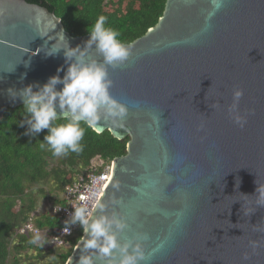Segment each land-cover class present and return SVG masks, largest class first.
<instances>
[{
  "label": "water",
  "instance_id": "obj_1",
  "mask_svg": "<svg viewBox=\"0 0 264 264\" xmlns=\"http://www.w3.org/2000/svg\"><path fill=\"white\" fill-rule=\"evenodd\" d=\"M61 33L70 47L89 39L42 5L0 0V119L23 104L9 88L64 76L63 50L47 55ZM124 44L131 55L108 67L109 91L128 115L122 127L102 119L94 131L128 137L126 153L111 161L93 217H123L121 244L146 233L141 264H264V0H224L219 10L212 0H166L157 22ZM84 58L103 61L94 45ZM237 87L243 128L228 113ZM83 235L64 264H78Z\"/></svg>",
  "mask_w": 264,
  "mask_h": 264
},
{
  "label": "trees",
  "instance_id": "obj_2",
  "mask_svg": "<svg viewBox=\"0 0 264 264\" xmlns=\"http://www.w3.org/2000/svg\"><path fill=\"white\" fill-rule=\"evenodd\" d=\"M26 1L53 12L73 36L89 34L91 23L104 15L108 18L106 26L118 30L120 41L128 43L157 22L166 0ZM24 114L21 104L7 107L0 119V264H64L82 235V227L69 238L68 248L56 246L51 234L62 226V221L51 211V206L64 202L66 185L87 180L89 172H98L104 163L125 154L128 137L117 139L107 129L97 133L82 123L83 152L57 157L39 146L47 129L35 137L24 134L27 125L20 126ZM63 122L64 118L56 121ZM37 196L46 198L44 208L36 207ZM34 209L36 213L32 212ZM24 222L40 229L39 234L45 240L43 247L29 243L32 234L17 231ZM40 256L51 259L40 262Z\"/></svg>",
  "mask_w": 264,
  "mask_h": 264
},
{
  "label": "clouds",
  "instance_id": "obj_3",
  "mask_svg": "<svg viewBox=\"0 0 264 264\" xmlns=\"http://www.w3.org/2000/svg\"><path fill=\"white\" fill-rule=\"evenodd\" d=\"M212 3L214 8L219 10L224 0H212ZM107 22L108 18L100 15L94 23H91L87 29L89 39L83 49L79 45L70 47L62 33L58 40L63 44L59 47L55 43L52 44L47 55H55L63 50L65 63L68 64L63 77L58 74L51 76L42 86L33 83L20 90L8 89L11 99L19 98L23 103L25 114L20 126L27 125L24 134L35 137L42 130L47 129V134L39 146L41 149L47 148L53 156L83 152V145L80 142L84 137L85 128L81 126L82 123L87 128L95 130L97 123L103 119L122 127L128 115V106L110 94L109 89L113 81L109 77L108 67L115 69L124 64L131 55V46L122 43L119 39L120 32L106 26ZM208 27L209 25L206 24L204 31H207ZM93 45L96 52L103 57L102 62L96 59L85 60V52ZM62 70L60 68L57 72ZM57 85L62 87L58 90ZM243 94V89L234 88L232 103L228 106L231 119L241 128L247 123V116L241 115L239 111V101ZM211 107L218 108L219 103H214ZM57 108L63 114V123H56ZM256 192L257 203L264 206V187L259 186ZM112 202L120 203L115 199ZM72 206L74 212L71 219L65 221L66 226L63 231L66 234L70 233L68 224L79 223L82 227L84 235L79 242L81 255L78 264H97V261H102L103 264H141L147 259L143 246V241L149 239L146 233L121 244L118 233L128 227L123 217L116 214L111 217L103 214L93 217L92 210L86 204ZM97 207L103 211L105 205L98 203ZM29 243L43 247L45 240L37 232ZM259 246L258 242L250 241L253 251ZM249 258V254L244 253L243 259L247 261Z\"/></svg>",
  "mask_w": 264,
  "mask_h": 264
},
{
  "label": "built area",
  "instance_id": "obj_4",
  "mask_svg": "<svg viewBox=\"0 0 264 264\" xmlns=\"http://www.w3.org/2000/svg\"><path fill=\"white\" fill-rule=\"evenodd\" d=\"M94 161V160H93ZM111 162L104 163L102 169L98 172H89L86 175L85 181H74L69 185H66L63 191L64 202L51 206V211L56 214L62 221V226L57 228L51 234V241L56 246L68 247L70 245L69 238L72 237L76 231L80 228V224H68L70 233H64L65 221L71 219V215L74 212L73 204H86L90 210L96 205L100 199L102 192L107 184L110 175ZM84 199H81V198ZM17 231L19 233H31L35 235L40 233V229L35 227L31 222H26L19 226Z\"/></svg>",
  "mask_w": 264,
  "mask_h": 264
},
{
  "label": "rangeland",
  "instance_id": "obj_5",
  "mask_svg": "<svg viewBox=\"0 0 264 264\" xmlns=\"http://www.w3.org/2000/svg\"><path fill=\"white\" fill-rule=\"evenodd\" d=\"M46 203H47L46 198H43L41 196H37L36 207L39 206V207L44 208ZM17 207H18V202H17V204H16L14 209H16ZM36 207H35V209H36ZM35 209L32 212L36 213ZM29 253H31V252H29ZM39 258H40V262H43V261L47 262V261H49L51 259L50 257H46V256H40ZM27 261L29 262V259Z\"/></svg>",
  "mask_w": 264,
  "mask_h": 264
}]
</instances>
